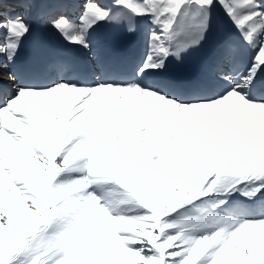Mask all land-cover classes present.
Here are the masks:
<instances>
[{
	"label": "snow or ice",
	"instance_id": "obj_1",
	"mask_svg": "<svg viewBox=\"0 0 264 264\" xmlns=\"http://www.w3.org/2000/svg\"><path fill=\"white\" fill-rule=\"evenodd\" d=\"M0 69V264H264V0H0Z\"/></svg>",
	"mask_w": 264,
	"mask_h": 264
},
{
	"label": "bare ground",
	"instance_id": "obj_2",
	"mask_svg": "<svg viewBox=\"0 0 264 264\" xmlns=\"http://www.w3.org/2000/svg\"><path fill=\"white\" fill-rule=\"evenodd\" d=\"M56 42H60V40H59V38H57V37H55V39H54ZM30 45H33L32 44V39H30L29 40V44H28V42L26 43V45H25V47H24V50L22 51V54H21V56H22V58H26V57H28L29 55H32V51H33V47H31ZM30 50L28 53H25L27 50ZM26 100H27V98H26ZM70 103H72L73 104V106L76 104V103H78L79 101H78V99L77 98H71V100L69 101ZM132 102V101H131ZM129 103V102H128ZM132 104H134V102H132ZM131 105V104H130ZM34 109L37 107V105L36 104H32L31 105ZM132 110H133V112L136 110V107H134V106H129ZM97 108L99 109V101H98V103H97ZM102 123H103V121H102Z\"/></svg>",
	"mask_w": 264,
	"mask_h": 264
},
{
	"label": "rangeland",
	"instance_id": "obj_3",
	"mask_svg": "<svg viewBox=\"0 0 264 264\" xmlns=\"http://www.w3.org/2000/svg\"><path fill=\"white\" fill-rule=\"evenodd\" d=\"M3 71H4V70H3ZM0 72H2V71H0ZM5 78H6V77H5ZM128 104H129V106H131V107H132V106L136 107L135 103H134V104H132V102H131V101H129V103H128ZM130 104H131V105H130ZM33 110H35V109L33 108Z\"/></svg>",
	"mask_w": 264,
	"mask_h": 264
}]
</instances>
